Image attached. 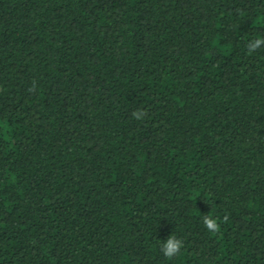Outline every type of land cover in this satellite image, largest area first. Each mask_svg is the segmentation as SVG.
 <instances>
[{"label":"trees","instance_id":"1","mask_svg":"<svg viewBox=\"0 0 264 264\" xmlns=\"http://www.w3.org/2000/svg\"><path fill=\"white\" fill-rule=\"evenodd\" d=\"M257 38L264 0H0V264H264Z\"/></svg>","mask_w":264,"mask_h":264},{"label":"clouds","instance_id":"2","mask_svg":"<svg viewBox=\"0 0 264 264\" xmlns=\"http://www.w3.org/2000/svg\"><path fill=\"white\" fill-rule=\"evenodd\" d=\"M262 46H264V38H257L254 41H250L246 47L248 49V52L252 53L255 52L257 49L261 48ZM132 115L137 120H140L144 116V113L138 110L136 112H133ZM224 219L226 221L227 217H225ZM203 223L205 228L209 232L216 233L220 230L217 220L215 218L205 216L203 218ZM182 248L183 242L175 236H169L167 240L161 244V251L163 256L169 259L177 256Z\"/></svg>","mask_w":264,"mask_h":264}]
</instances>
